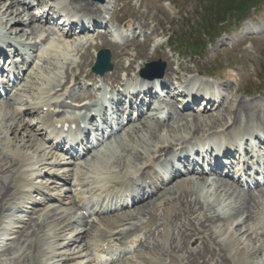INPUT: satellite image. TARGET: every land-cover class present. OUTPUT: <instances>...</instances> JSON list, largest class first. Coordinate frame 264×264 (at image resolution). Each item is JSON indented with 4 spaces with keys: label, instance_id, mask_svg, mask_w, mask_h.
Wrapping results in <instances>:
<instances>
[{
    "label": "rangeland",
    "instance_id": "rangeland-1",
    "mask_svg": "<svg viewBox=\"0 0 264 264\" xmlns=\"http://www.w3.org/2000/svg\"><path fill=\"white\" fill-rule=\"evenodd\" d=\"M8 1L9 0H0V31L2 33L3 31L9 33L13 41L18 39L24 41L26 40V36L31 30V27L23 23L21 16L9 14V11L13 10V8H7ZM169 1H171V3L166 7H162L165 3H162L163 5H161L157 0H110L108 3V12L114 19L119 18L120 13L123 10H128L129 12H123V17L132 21L134 26H140L147 29L150 25L149 19L153 17L157 20L158 25L162 26L159 27L162 28L163 31H161L160 28H157L156 31V34L161 36L153 38L147 43V57H141L139 63L157 60L163 55V51L159 50L156 46L166 40V37L163 35H169L171 33L169 29L173 31H180L182 28L183 30L187 29L188 23L186 21L184 22V17L187 19L192 14L203 13V24L205 26L206 24H209V26L206 27L210 28L209 30H212L214 28L212 25L216 19L220 18V16H224L220 14L221 12H226V9L227 11H232V8L240 10V8H243L246 4V0H222L227 3V8L225 5V9L219 8L215 11L209 12L205 10L201 11L198 7V1L196 0ZM76 3L79 5L77 1ZM75 7L77 10L80 9L77 8L78 6H76V4ZM79 7L81 6L79 5ZM85 7L87 9H93L95 12L99 11V13H102L101 8H99L100 6H96L94 3L89 2ZM196 8L198 9L197 12ZM251 17H253V20L250 19L252 21L251 24L262 30L261 33L258 34V37H256L253 41L256 48H258V50L264 55V5L259 10L254 12ZM16 19H19L22 23L20 25L16 24L17 26L10 27V24L16 21ZM193 21H195V19H193ZM162 23H164V25H162ZM241 24L243 25V23ZM49 28H53L54 30L58 29L57 26ZM227 32L230 33L232 38H236V36L239 35L237 30H232L231 28H229ZM96 34L99 36L101 34L103 35V38H105L104 32L98 31ZM136 40L138 41L139 39ZM140 43L141 42L132 44L130 49L135 47L138 53L142 48V46L139 45ZM103 47L108 48L106 45ZM103 47L101 46V48ZM239 51V47L235 50H231L227 44L212 46L210 51H206L201 54V59L196 56L190 59H181V74H184L187 71H194L197 73L198 71H203L213 75L216 79H223L226 87L230 86L231 88L232 86V88H236L234 83L238 82L240 90L244 87L245 90L254 92L257 88V84L252 81L250 73L246 69V65L249 67V62L251 61L255 65V70L259 73V76H264V64H261V62L257 59L252 60L251 57L248 58L249 56L246 54L243 56L238 55ZM91 56L92 60H94L92 51H87V58L91 59ZM82 59L83 58L79 61L82 62ZM173 59L175 60V56H173ZM247 59L249 60L247 61ZM54 64L53 60H47L44 67H40L42 69L52 68L54 67ZM168 65L169 70L176 67L175 61L171 62V64L169 63ZM38 69L39 68L35 71L37 72ZM35 71L32 70L31 74L28 71L27 75L30 74V77H34L36 74ZM32 80H34V78ZM30 84L31 82L28 83V85ZM238 100L240 101V99ZM252 102L256 103V100L253 99L245 101L244 104L251 107L254 104ZM2 104H6V102H3ZM240 104L243 103L241 102ZM226 109V105L221 104L219 107H213L210 110L205 111L200 118L206 119V121H198L193 117L192 119L191 113L194 111L182 112L183 116H185L184 119L178 121L176 120L174 122L169 121L165 126L167 128V132L171 131V134H168V137L170 139H173L174 137L179 138V131L183 133V136L189 133V131H192L195 134L200 133L201 135L212 132L216 127H219L220 122L224 121V115L228 112ZM1 117L0 142L3 141L4 137H7L10 139L13 146H19V151H23L25 154L27 153L30 157L35 155L39 156V160L37 162L38 165L35 166L33 170H30V172L28 170V173L36 174V176L31 180H34L37 187L42 190H51L53 193L56 191L54 194H58L56 195L57 197H62L64 202H67L68 195L65 193L66 187L64 185V181L66 179L65 176H67L69 172L67 170L68 166L63 164L62 161L64 158L62 159L60 155H55L54 152L44 148L45 145L42 146L43 142L38 139L39 131L37 130L36 124L33 123L38 120L39 116L30 115L29 119L31 121H26L25 118H14L11 114ZM142 121H144V119H142ZM210 121H213L214 124L211 122V125ZM142 123L146 122L144 121ZM142 123L140 121L133 126H128L122 132V135L120 134L119 136L112 138V142L119 141L122 138L128 139L124 142V144L126 143L125 145H120L119 151L113 158L118 166L119 163H125L124 161L127 157H131L136 164H139L142 162L140 161L139 156L142 144L152 140L158 142L157 139L160 138L161 134L167 137L164 132L157 134V128L159 126L154 122L149 128H147L146 131L144 129L143 131H138V129H141L140 126H142ZM134 131L138 132V134L136 133V136L134 135ZM173 131H177L178 133L172 134ZM36 141L38 142V145L35 144ZM166 142L168 144L169 140L167 139ZM105 149H107V147L102 150ZM145 155L146 153L144 156ZM90 157L91 156L87 157L85 161L88 162ZM12 159L13 156L3 149V145L0 143V170L2 169L0 171V189H2L3 186L8 185V182H13V177L10 175V171H8L11 170L10 167L5 169L8 165H13ZM123 172L126 174L125 171ZM184 178L195 179L192 175L183 177L182 179ZM217 178L218 177L212 176L207 179L214 181L216 184L220 183L221 185H225L222 180H217ZM220 179L224 178L222 177ZM176 181L169 184L167 188L161 192L163 196L166 194L175 198L171 200V203L167 202V204L162 207L152 209L151 218H154L156 221L155 225H157L158 228L152 229V232L146 236L144 243L135 255L147 257L149 254L151 255L154 253L160 258V264H186L187 261L190 262L187 258V251L194 250L196 247L200 246L201 240L198 237L202 236L205 240L206 246H208L209 249L216 255L210 263L216 262L215 259L218 257H227L228 248L226 249L222 246L224 245L223 239L220 236V233L214 231V228H221L222 230L227 228L229 233H231L236 239L235 248L231 252L235 254L239 251L244 252L245 254L243 253L242 255L246 256L244 259L245 262H240L236 258V264H260L261 262V264H264V229L262 228L257 236L253 233V230H250L253 228V222L254 224H257L256 219H258V215L260 214L258 205L254 207L249 205L253 204V202L248 204V199L245 197L246 195L240 193L239 191L238 193L237 187L234 183H232V185L228 184V186H226L227 190L222 189V191H216L217 188L214 187V189L210 191L211 193H208V197L199 198L192 191L190 192L189 190L182 188L178 190L175 184ZM199 181L203 180L200 179ZM229 185L231 186V189L229 188ZM234 190H236L235 194ZM12 191L6 195L5 200L2 203L4 204L2 206L4 207L3 209L6 210L5 212H9L11 214V218L14 220L10 222L13 226L10 234L4 235L5 237L0 238V264H35L34 261L37 250L41 251L44 248L37 244L38 242L36 241L39 238L44 239L46 236L49 237L50 240H48V242L52 248L47 254V257L45 258L46 260H44L46 261L45 264H91L87 258L85 249L87 238L92 227L104 220L97 217L92 220V223H88L86 227H84L80 225L84 222L83 217L80 216V212L79 214L77 212L76 216V214H74L75 210L71 205L68 207L62 206L51 209V207H54L55 204H45L44 196L41 195L40 192L34 191V189L29 192V195L33 196L28 195V201L23 200L21 202L20 200L17 201L14 199ZM230 192H233L234 196H229ZM53 193L49 192V194ZM178 193L182 195V203H179L178 200H176ZM160 197L161 195L157 199ZM219 198L224 200L223 205L215 208L213 206L214 202ZM13 201L16 203L14 206L12 204ZM31 202H35L36 205L32 206ZM189 206L191 208H189ZM150 208L151 205L147 207V210ZM20 209L23 210V213L18 211ZM133 214H135V211L131 209L122 213V217L126 218V221H129V217ZM32 215H35L36 217L34 218ZM215 215L222 216V219L219 218L218 220L212 221L210 219V221L204 223L202 226L203 228L199 225L202 221H204V219L208 217L211 218ZM74 221L76 222L74 223ZM77 223L80 226H76ZM2 226L3 225L1 224L0 230L2 229ZM191 229H194L197 235H192L190 241L186 242L184 245V248L174 249L172 245H174L176 240L178 241L176 243H183V240L179 238L181 236L180 234L187 232L190 233ZM48 231H52L53 234L47 235ZM226 232L227 231H225V234ZM206 254L207 255L202 253L199 254L198 258L196 257L197 259L195 258V260L198 263H201L202 261V264H206L204 261L207 260L209 253ZM134 259L140 263V260L138 261L137 257H135L132 261L129 260L130 262L127 261L123 264H135L136 262H134ZM196 261L195 263H197ZM141 264H143L142 261Z\"/></svg>",
    "mask_w": 264,
    "mask_h": 264
},
{
    "label": "bare ground",
    "instance_id": "bare-ground-1",
    "mask_svg": "<svg viewBox=\"0 0 264 264\" xmlns=\"http://www.w3.org/2000/svg\"><path fill=\"white\" fill-rule=\"evenodd\" d=\"M64 1L65 0H57V3L54 6L55 7L57 6L60 9L61 7L65 6L64 5ZM75 1H77L78 4L81 7H83V8H86L85 6H87V4H88L86 2V0H75ZM7 5H8L7 8L12 7L14 9L15 3L13 2V0H9V3ZM9 14H15L16 15L17 12L14 11V10H11V11H9ZM16 24H19V25L21 24V22L19 21V19H16V21L12 22L10 24V27L17 26ZM28 25L29 26H32L31 27L30 34L33 35V38L40 39L46 33H48V35L53 34L51 32H48L47 30L43 29L42 27H40L38 24H35V20L34 19H30L28 21ZM54 34H56V35L55 36H50V37L47 36V38H46L47 39V45L44 46V47H40L39 55L37 56V59H36L37 61H36V64L35 65H37L41 61V59L44 57V54H47L49 52H53L54 57H55V58H53V61L55 63L54 64V67H52V68H45V69L39 68L37 72L35 71L36 74H35L34 78H36V80H39L40 81V84L42 82H44V86L43 87H45L47 85V83L49 85L52 84L54 87L55 86H58V84H60L59 83V78L61 77V75H60L59 69H61L62 66L59 63V60H56V58L61 59V57H62V59H64V57H66V56L68 57L69 56L70 52L77 51L78 48L81 47L82 44H84L83 41L79 39V37H77V36H75V37L71 36L72 33H70V32H65V33L64 32H57V33H54ZM2 37H3V34L0 32V45H2L1 44ZM24 46L27 47L28 49H31V47L28 44H26V43H24ZM50 49L52 51H48ZM6 51H8V50H6ZM68 60L69 59H66V61H68ZM132 68L133 67L131 65L128 67V69H132ZM119 70H126V69H125L124 66H122ZM72 78L73 77H71L70 79L72 80ZM106 78L107 79H112L114 81L120 80V77H119L118 72L117 73L112 72L111 74L106 75ZM197 81H198V77H195L193 79V81L190 83V84H192L191 86L195 87V85L197 84ZM202 88H203L202 89V93H203V96H204V100H207L211 96V91H210L211 87L208 84H206ZM62 89L63 88H61V90ZM195 93H196V91H195ZM48 96H49V94L46 95V98ZM213 96H214V94H213ZM47 99H49V98H47ZM47 99L46 100L42 99L41 100V103L42 104H45L47 102ZM227 111H228L227 114L224 115V121L219 123V127H224V128L225 127H228L229 128L230 126L236 125L237 122L240 123L241 120H242L241 119L242 115L243 116L244 115L250 116V110L245 105H240V106L238 105L236 107V109L233 110V112L231 111V109H228ZM8 114H11L15 118V115H13L10 112V110L7 108L6 105L0 104V121H1V118H2L1 116L5 117ZM193 118H196L198 121L199 120L206 121V119L200 118V115L197 114V113H195V115H193ZM184 122H188V121H184ZM211 122H213V121H210V124H211ZM212 124H214V122ZM253 126L254 125H251L249 127L248 132H250L251 130H253V128H254ZM246 128H247V126H246ZM173 133L174 134H177L178 132L177 131H173L172 134ZM179 134H180L179 138L174 137L173 139H175V140L176 139L177 140L178 139H183L184 140L185 137L190 136V135L191 136L197 135L198 133L195 134L194 132H192V131L190 132L189 131V133H187L185 136H183V133L181 131H179ZM51 135H54V133L53 132H50V136ZM4 138H3V141H1L0 143H2L3 149H5L7 152H9L11 154V156L14 157V160H15L14 164H17L18 165V166L15 165L16 166L15 169L18 167L15 170L16 171V174L19 175L18 177L27 178V179L35 177L36 176L35 173H28L27 174V173L24 172V170L27 169V168H31V166H33V164H37V162L39 160L38 159L39 156H36L35 155V156H31L30 157L29 155H27V153L25 154L23 151H19V146H16V145L13 146L11 144V141H10L9 138H7V137L5 139ZM205 139L208 141L209 144L214 145L215 146V149L217 150V148L219 147L218 140L220 139V137L217 138L216 134H212V135H207ZM157 140H158V143L167 145V142H166L167 137L165 135L161 134L160 135V138L157 139ZM110 141L105 146L103 145V147H102V149L105 148V147H107V149L101 150L100 152H97L94 155H92L91 158H90V160H89V163H88L89 166H90V168H91V171L94 172V173H98L99 176H100V178H106L108 176V175L103 174V172L104 171H109L111 169V162L110 161L114 158L115 153L118 152V148L117 149H114V150H112V149L115 148V147H117L118 144L120 145V142H121L120 141V142H118V144H116V143L110 142ZM145 143L148 144L149 142H145ZM35 144L38 145V142L36 141ZM195 144L198 146V148H200V146L198 145V141L197 140L195 141ZM43 145L44 144H42V146ZM44 148H46V146ZM144 151H146V150H143V152ZM158 152L159 153H162V152L167 153V152H169V147L168 146H164ZM55 155H58V154L55 153ZM131 162H132V159L131 158H127L125 160V163H126L125 166H127L126 169H128L129 167H131L132 164L134 163V161L132 163ZM22 166H24V167L22 168ZM115 174H116L115 177H117L118 179H121V178H123L125 176V175L120 176L119 173H115ZM200 179L201 178H198V181H196V180L194 181L191 178L190 179L184 178V179H180V180L176 181L175 184H176V187L178 188V190L182 188V189H185V190H189L190 192L192 191L199 198H206V197H208V193H211L210 191L212 189H214L215 184H214L213 181H210L208 179H204L203 181H199ZM223 183H225V185H222V188H217L218 191H222V189L223 190L224 189L227 190L226 186H228V184H229L228 181L225 180ZM9 184H11V183L8 182V185L3 186L2 189H0V221L2 220V223L4 222V224H2L3 225L2 226V229L0 230V238L1 237H5L4 235L10 234V231H12V227H13L10 224V222L13 221V218H11L10 216H7V215H5V214L2 213V211H4L3 210L4 207L2 206L4 204H2V203L5 200L6 195L12 189V186H13V188H18V190H24V189L28 188L30 191L34 187L33 185L32 186H28V183H26L24 181H18V182L17 181H14V184H11V185H9ZM229 188L231 189V186L230 185H229ZM47 191L53 193V191H51V190H47ZM232 191H233V189H232ZM235 192H236V190H234V194H235ZM172 193H174V192H172ZM234 194H233V192H230L229 193V196H232V195L234 196ZM55 195H58V194H55ZM152 196H153V193L151 192V193L147 194L146 198H144V199L142 198L141 200H138L136 203L133 204V205H136V208L138 209V213L144 214L145 212H147V209H146L147 205H150L151 203H153V202H150V199L152 198ZM161 197H163V196H161ZM165 197H167V196H165ZM181 197H182L181 194L176 197V199L178 200L179 203H182ZM216 200H217L216 201L217 202L216 204H217L218 207L223 205L222 198H219V199H216ZM250 202H253V204H249ZM19 203H20V201H19ZM247 203L249 205H251L252 207L258 205L259 210H260V214L258 215V219H256L257 220L256 221L257 224H254V222H253V224H252L253 228L250 229L251 231L253 230V233L257 236L258 235L257 233H259L258 231H261L262 228L264 229V205H263L264 204V198L263 199L262 198H259V196H255V197L248 196ZM87 205H88V203H87ZM189 208H191V207L189 206ZM74 214H76V216H77V213L74 212ZM121 218H122V213L121 214L114 215V216L102 218L101 220H104L102 222L103 224H98V226L94 228L93 233L94 234L99 233L100 232L99 229L103 228L106 225L113 226V224H115L116 222H119L120 221L119 219H121ZM208 218L204 219V221H202V222L200 221L201 223L199 225L202 227L204 225V223H206L207 221H210V219H211V221L212 220H218L219 218L222 219V216L215 215V216H213L211 218L210 217H208ZM214 229H215L214 231H217V233H220V236L223 239L224 245H222V246H224V248H226V249L228 248L227 257L226 256H225V258L223 256L221 258L218 257L217 258L218 260L215 259L216 262L210 263V261L213 260L216 255H215V253H213L209 249L208 246H206V243H205V240L203 239V237L202 236H199L198 238L201 240V245L198 246V247H196L194 250L187 251V253H188L187 258H188V260L191 263L187 261L186 264L187 263H190V264H202V261H201V263H198L195 260V258L196 257L198 258V255L201 254V253L204 254V255H207L206 253H209L207 260L204 261V262H206V264H236L235 262H237L236 261L237 259L240 262H245L244 259H245L246 256L242 255L244 252H240L239 251L238 253L236 252V254L231 252L235 248L234 246L236 244V239L234 238V236L231 233H229L228 229L227 228H224L223 229L224 231L221 228H219V229L214 228ZM225 231H227L228 234H227V232L225 234ZM51 234H53L52 231H48L47 232V235H51ZM104 234L105 233L101 232V233L98 234V236H103ZM21 235H23V234H21ZM180 235L181 236L179 238L181 240H183V243H181V242L180 243H176V242H178L176 240L175 243H174V245H172L174 249L184 248V245L186 244V242H189L190 241L191 236L192 235H197V234H196V231L194 229H191L190 230V233L187 232V233H182ZM27 239H28V237H27ZM38 244L40 246L44 247L42 250H45V251L46 250L50 251L51 248H52L49 245V242L48 241L47 242H44V240H42V239H40L38 241ZM42 250L41 251H38L37 250V254L35 255L36 256L35 257V263L36 264H45V262H46L44 260H46L45 258L47 257V253L42 252ZM134 255L135 254H132V255L127 256L126 257V258H128L127 260H125L126 259L125 258L124 261L122 260V261H120L117 264H123V263H125V262H127L129 260L132 261V259L135 258V257H137L138 261L140 260V263H138L136 261V259H134V262H136L135 264H141V261L143 262V264H160V262H161L160 258L157 257L154 253L151 254V255L149 254V256H147V257H144V256L143 257H140V255H135V256ZM138 257H140V258H138ZM87 258H88V256H87ZM195 261L197 263H195ZM255 263H257V262H255Z\"/></svg>",
    "mask_w": 264,
    "mask_h": 264
},
{
    "label": "trees",
    "instance_id": "trees-1",
    "mask_svg": "<svg viewBox=\"0 0 264 264\" xmlns=\"http://www.w3.org/2000/svg\"><path fill=\"white\" fill-rule=\"evenodd\" d=\"M248 1L249 0H246L245 2H247L248 3ZM258 0H252L251 2H253V3H255V2H257ZM226 5V8H227V3L226 2H224V1H222V0H214V2H213V4L211 5V6H215L217 9H225L224 8V6ZM234 9H236V8H234ZM233 8H232V10H234ZM206 10L207 11H211V9H209V8H206ZM226 12H228L227 11V9H226ZM225 12H221L220 14H224ZM216 20H218V19H216Z\"/></svg>",
    "mask_w": 264,
    "mask_h": 264
}]
</instances>
